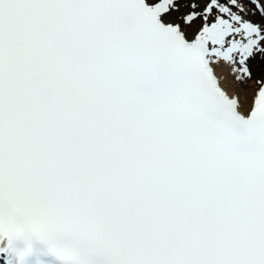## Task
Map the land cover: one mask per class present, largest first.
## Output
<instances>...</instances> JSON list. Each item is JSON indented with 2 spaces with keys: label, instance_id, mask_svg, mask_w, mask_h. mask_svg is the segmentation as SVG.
<instances>
[{
  "label": "snow or ice",
  "instance_id": "6c2138e0",
  "mask_svg": "<svg viewBox=\"0 0 264 264\" xmlns=\"http://www.w3.org/2000/svg\"><path fill=\"white\" fill-rule=\"evenodd\" d=\"M0 260L264 264V0H0Z\"/></svg>",
  "mask_w": 264,
  "mask_h": 264
},
{
  "label": "bare ground",
  "instance_id": "6f19581e",
  "mask_svg": "<svg viewBox=\"0 0 264 264\" xmlns=\"http://www.w3.org/2000/svg\"><path fill=\"white\" fill-rule=\"evenodd\" d=\"M254 87H255V84L250 82L249 89L254 88ZM237 90H241V86L233 83V86L232 88L229 89V91H237Z\"/></svg>",
  "mask_w": 264,
  "mask_h": 264
}]
</instances>
